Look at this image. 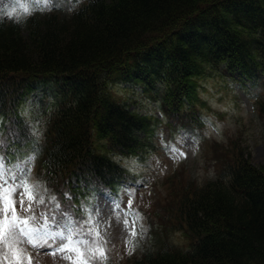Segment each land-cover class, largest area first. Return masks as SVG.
<instances>
[{
  "label": "trees",
  "instance_id": "trees-1",
  "mask_svg": "<svg viewBox=\"0 0 264 264\" xmlns=\"http://www.w3.org/2000/svg\"><path fill=\"white\" fill-rule=\"evenodd\" d=\"M58 1L26 19L0 16V155L11 157L6 173L35 166L47 219L66 223L69 205L79 217L102 187L117 195L134 182L113 156L152 153L161 127L167 140L203 128L200 88L212 73L257 91L264 120V0ZM122 82L152 93L164 119L113 100ZM41 84L54 96L38 140L23 107ZM242 139L213 142V178L167 181L149 221L160 238L122 264H264V162L250 163ZM33 141L34 165L21 158Z\"/></svg>",
  "mask_w": 264,
  "mask_h": 264
},
{
  "label": "rangeland",
  "instance_id": "rangeland-1",
  "mask_svg": "<svg viewBox=\"0 0 264 264\" xmlns=\"http://www.w3.org/2000/svg\"><path fill=\"white\" fill-rule=\"evenodd\" d=\"M53 4L57 6L60 3L58 0H0V16L6 21L11 18L17 20V16L19 20L26 19L32 13L42 12ZM51 92L50 89L49 93ZM110 94L113 100L127 105L136 113L160 121L163 119L159 104L151 94L145 93L139 87H131L128 84L114 85L110 89ZM200 95L208 105L203 111L205 112L203 128L179 130L174 138L167 132L169 138L167 141L165 129L161 127L153 141L156 146L152 153L139 158L113 156L133 174L138 175L139 182L122 191L119 197H110L109 194L102 192L94 196L92 205L88 207V214L93 222L91 226L98 228L101 238L107 242L108 250L107 259L105 261L95 259L94 264H119L122 260L125 261L131 251L137 252L143 241L146 245H151L148 226L144 220L139 219L141 214L138 209L136 214L132 212L135 210H133L134 206L141 207L146 216L153 221V212L159 208L160 203H163L165 196L170 192L168 180L171 179V184L194 179L200 183L207 178H213L217 165L213 160L212 144L215 140L228 143L229 139L239 140L243 137L240 143L243 146L246 144V150L250 152V163L259 168L264 162V120L259 117L256 110V102L260 94L249 86L242 87L229 78L212 73L202 80ZM38 99L39 96H31L26 101L23 114L30 121L36 137L40 138L44 112ZM173 144L186 152L187 156H181L179 152L172 154L168 146ZM19 170L18 168L12 172ZM27 175L35 184L32 170ZM181 176L184 178L181 179ZM167 177L170 178L166 179ZM129 189L132 195L129 194ZM36 192L40 196L45 195L42 185H39ZM129 200H132L131 206ZM36 204H34L36 222L41 228H49L46 222L49 216L46 209H40ZM16 207L20 209L19 203ZM82 219L79 220L82 222ZM56 227L55 223L53 228ZM133 228L137 232L135 236L131 234ZM82 230L87 231V228ZM160 236L158 231L153 232L151 240L154 242ZM172 239L180 246H187L179 233L173 234ZM19 247L22 249L23 264H29V255L32 257L31 264H71L60 251L53 254L50 248L37 249L28 243ZM11 258L6 244H0V259L7 264Z\"/></svg>",
  "mask_w": 264,
  "mask_h": 264
},
{
  "label": "snow or ice",
  "instance_id": "snow-or-ice-1",
  "mask_svg": "<svg viewBox=\"0 0 264 264\" xmlns=\"http://www.w3.org/2000/svg\"><path fill=\"white\" fill-rule=\"evenodd\" d=\"M16 18L19 20L18 16ZM32 143L33 147L23 153L21 158L26 157L27 161H31L34 165L38 155V144L36 141ZM168 149L172 154L179 152L181 156H187V153L177 148L175 144L168 146ZM6 159L9 164L12 163L11 157L6 158L0 155V244H6L12 257L7 264H23L22 249L19 245L24 243L37 249L50 248L53 254L60 251L65 254V258L71 264H94L95 259L105 261L108 255L106 240L101 238L98 228L91 226L93 222L90 217L82 219V222L76 218L78 208L71 210L69 205L70 211L62 214L60 219L71 217L67 224L61 225L57 220L55 221L57 227L53 230L39 226L36 222L34 204L38 201L43 206L46 200L45 196H40L36 192L39 180L35 184L32 183L27 175L31 169L26 166L20 168L18 172L7 174ZM129 194H133L130 189ZM53 201H58V198L53 197ZM17 203L20 205L19 210L16 207ZM113 203L116 202L113 201ZM128 203L131 206L132 200ZM116 206L119 208V204ZM60 207L61 205L56 202V208ZM87 215V209H85V216ZM84 228H87V231H83ZM78 229L81 230L78 231ZM131 234L137 235L134 228ZM31 260L32 257L29 255V264ZM0 264H4L3 259H0Z\"/></svg>",
  "mask_w": 264,
  "mask_h": 264
}]
</instances>
